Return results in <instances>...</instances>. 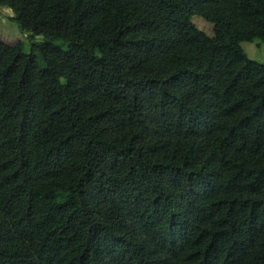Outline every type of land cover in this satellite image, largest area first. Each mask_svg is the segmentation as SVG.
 Instances as JSON below:
<instances>
[{"label": "trees", "instance_id": "16d2710c", "mask_svg": "<svg viewBox=\"0 0 264 264\" xmlns=\"http://www.w3.org/2000/svg\"><path fill=\"white\" fill-rule=\"evenodd\" d=\"M0 5V264H264V0Z\"/></svg>", "mask_w": 264, "mask_h": 264}, {"label": "rangeland", "instance_id": "374dc122", "mask_svg": "<svg viewBox=\"0 0 264 264\" xmlns=\"http://www.w3.org/2000/svg\"><path fill=\"white\" fill-rule=\"evenodd\" d=\"M14 16L15 12L11 8L0 5V39L9 44L22 41L24 51L30 52L32 44L29 41L28 33L21 30L18 22L14 19ZM192 20L198 28L204 30L207 34H214L213 24L208 22L202 16L195 15ZM42 38V36H37V40ZM57 42L61 43V41ZM242 46L250 58L260 63H264V41H245L242 42ZM41 64H44L43 61H41Z\"/></svg>", "mask_w": 264, "mask_h": 264}]
</instances>
